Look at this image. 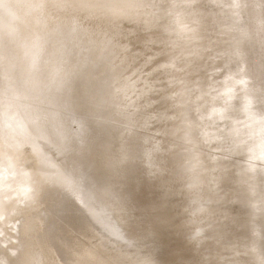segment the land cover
I'll return each instance as SVG.
<instances>
[{
    "label": "bare ground",
    "instance_id": "6f19581e",
    "mask_svg": "<svg viewBox=\"0 0 264 264\" xmlns=\"http://www.w3.org/2000/svg\"><path fill=\"white\" fill-rule=\"evenodd\" d=\"M263 101L264 0H0V264H264Z\"/></svg>",
    "mask_w": 264,
    "mask_h": 264
},
{
    "label": "rangeland",
    "instance_id": "374dc122",
    "mask_svg": "<svg viewBox=\"0 0 264 264\" xmlns=\"http://www.w3.org/2000/svg\"><path fill=\"white\" fill-rule=\"evenodd\" d=\"M97 10H99L98 8L97 9H93L91 6H90V8H88L87 10H86V12H81L82 13V15L83 16H85L84 17V20L87 22L88 21V25H90V26H94V22H97V19H96V17L97 16H99L97 13L99 12V11H97ZM124 13V19H125V21H126V23L127 24H131L132 25V23H135V19H136V16L134 15V14H132L131 12L130 13H128L127 11H125V12H123ZM86 14H89L88 16H86ZM107 16H109V15H107ZM110 17V21H107L106 22V24L104 25V29H106L107 27H109V30L107 29L106 30V32L108 33V31H113L114 32V34H112V32H111V34H112V38H114V39H116V45H115V47H112V48H114V51H115V53L113 54L112 52H111V54H108V56L107 57H109V61H111V63H113V65L115 66V67H113L112 69H113V75H116V74H118V78L120 79L123 75H125L126 74V77L129 75V72L127 71V70H124L123 72H121L120 74L117 72V67H118V65L116 64L118 61H120V60H124V61H126V62H128L129 63V61H130V58H131V54H130V47H131V44H135L136 45V49H137V47H138V43H136V41H137V39L139 40L140 38L139 37H142V35L140 34H138L137 36H136V39H134L135 41H133V40H131V38H132V36H130V34H132L131 32H128V31H131V28H127V33H125V34H123L122 36L120 35V34H117L115 31H114V29H113V26L115 27L116 25L114 24V22L112 23V21H113V17L111 18V16H109ZM139 20V18L137 17V21ZM113 25H112V24ZM111 24V25H110ZM108 25H110V26H108ZM127 27H131V26H128V25H126ZM163 34H165V33H163ZM88 35L90 36V39H91V41L93 40V42H100L99 44H96L97 45V49L98 50H95L96 52H95V54H96V60L99 62V60H98V57H99V54H101V52H100V47H101V45L102 44H105V43H102V42H106V41H109V37L106 35V33L104 32V33H102V34H100V40L99 41H97L96 39H94L93 37H92V35L91 34H89L88 33ZM145 38V37H144ZM148 39H150L149 40V45H150V47H151V43H154L155 44V42L157 41V42H159V40L160 41H163V40H165V39H163V38H160V37H158L157 38V35H156V38L154 37H151L150 38V36H148ZM158 39V40H157ZM162 39V40H161ZM167 39V38H166ZM152 40H154L153 42H152ZM117 41H118V43H117ZM132 41V42H131ZM167 41V40H166ZM115 42H114V44H115ZM113 44V43H112ZM106 45H107V47H106V49L107 48H109V49H111L112 50V48L111 47H109V43H106ZM135 45H134V48H133V50H135ZM149 45H148V47H149ZM141 46V45H140ZM143 46V45H142ZM115 48H117V49H115ZM128 49V50H127ZM154 49V48H153ZM177 51V50H176ZM179 51V50H178ZM167 57V56H166ZM119 58V59H118ZM158 58H160V59H162L160 56H158ZM117 59V60H116ZM142 58L140 57L138 60L140 61ZM109 61H107V63L106 64H104L103 66H102V62H101V64H100V66H99V68H103L102 69V71H101V73H104L105 72V66L108 64V62ZM167 61H169V62H172L173 64H175V71L177 72L176 74H178V76L177 75H175V73L172 75L173 77H171V75H165V78L168 76L169 78H170V80H171V82H173V85H171V84H169L168 83V80H167V83H168V85L171 87V89H169V90H171L170 92L171 93H169V94H174V95H178V94H183L184 93V91L185 90H180V89H184L187 85H189L188 83H189V77H187L188 76V74L186 73L187 72V69L185 68V67H181V68H178L177 69V67H178V65H177V63L179 62V60L177 59V60H173V59H169V60H167ZM261 64V63H260ZM263 66V65H262ZM260 67V66H259ZM109 68V67H108ZM108 68H106V69H108ZM110 70V69H109ZM183 71V72H182ZM224 74H222V73ZM224 72H226V70L225 71H222V70H218L217 72H215V73H213L212 75L211 74H209V75H207V76H205V79L206 80H208V82H212L211 83V85L212 84H215L217 81H219V80H221L222 79V81L225 79L226 81L225 82H227L228 80L227 79H229V83H231L232 85L234 84V81L235 80H232V78L233 77H229L228 78V76H226L227 75V72L226 73H224ZM186 75H185V74ZM217 74H219V76L217 75ZM112 75V76H113ZM181 75V76H180ZM222 76V78H221V76ZM153 77H155L156 75H152ZM152 77V78H153ZM175 77V78H174ZM186 77V78H185ZM177 78V79H176ZM217 78H219V79H217ZM224 78V79H223ZM172 79H174V80H176V81H173ZM230 79H231V81H230ZM178 80V81H177ZM217 80V81H216ZM233 82V83H232ZM166 83V82H165ZM160 84L163 88L165 87H168V85L167 84ZM165 85V86H164ZM175 86V87H174ZM190 86V85H189ZM188 86V90L190 89V87ZM170 87H168V88H170ZM173 88H175V89H173ZM169 90H168V92H169ZM180 90V91H179ZM174 91V92H173ZM176 91V92H175ZM180 92V93H177V92ZM191 92H190V95L191 96H194V95H197V92H196V90H190ZM196 93V94H195ZM172 94V95H173ZM173 97V96H172ZM172 99V98H171ZM215 99V100H214ZM216 99H218L217 98V96L215 97V98H213L211 101H213V102H216L217 100ZM155 101V100H154ZM172 100H170V102H171ZM19 102V101H18ZM18 102H16V103H18ZM148 102V101H147ZM152 101H149V105H153V106H150V108L153 110V112H155V110L154 109H156V108H154L157 104L154 102V104H156V105H154L153 104V102L151 103ZM157 102H159V101H157ZM264 102V101H263ZM20 103V102H19ZM73 103V102H72ZM142 103H145L144 101L142 102ZM149 105H147L148 106V109H147V107H141V108H138V109H140V111L142 110V112H145L144 110L146 109V111L148 112V114L150 115V111L152 112V110L151 109H149ZM173 105H175V104H173ZM12 108H14V107H16V106H11ZM60 107V106H59ZM154 108V109H153ZM60 109H62L61 107H60ZM64 109V108H63ZM133 109H135L134 107L133 108H131V109H129V111L131 110V112L133 111ZM176 109L177 108H172V109H170V111H172L173 113L174 112H176ZM150 110V111H149ZM175 110V111H174ZM65 111H67L68 112V109H65ZM73 111V110H72ZM138 111V110H137ZM180 110L179 109H177V112H179ZM65 113V115H71V112H68V113ZM152 112V113H153ZM156 112H157V109H156ZM171 112V113H172ZM174 113V114H171L170 115V117L167 119V120H162V123H164V125L166 124H169V121H172V122H174L173 120H175V119H177V120H179L180 119V117H181V111H180V114L179 113ZM137 113H141V112H137ZM69 115V116H70ZM73 115H74V113H73ZM73 115H72V117H73ZM75 116V115H74ZM171 116H174V117H172L171 118ZM175 116H178V118H176ZM171 118V119H170ZM174 118V119H173ZM173 119V120H172ZM160 124V123H159ZM163 125V124H162ZM165 125V126H166ZM218 127L220 126V125H217ZM216 126V128H215V125H212V127H213V129H216V130H220V132L222 131V129H220V127L218 128ZM175 127V126H174ZM178 126H176V128H177ZM178 129V128H177ZM177 129H175L176 131H177ZM183 134H181V135H178L180 138H182L183 136H182ZM164 140V139H163ZM162 140V143H165V145H168V144H166L167 143V139H165L164 141H166V142H164ZM222 141H224V142H222ZM221 142H220V146L222 147V152H224L223 154V156H221L220 157V159L217 161V163H218V165H219V167L218 168H216V169H219V171L221 170V169H223L224 168V166H227L228 164L230 165V161L231 160H233L234 159V157L235 156H233V155H235V153L233 152V148H234V146H233V144L235 143V142H233V143H229L228 141V144H227V142H225L226 140H222ZM176 143H174V140H173V145L171 144V147L173 148V146H177L178 147V142L177 141H175ZM226 144V145H224V146H226V148L223 146V144ZM230 144V145H229ZM233 147H232V146ZM234 145H236V144H234ZM175 146V147H176ZM174 147V148H175ZM229 147H231L232 149L230 150V148ZM172 148H170V149H172ZM179 148V147H178ZM175 149H177V148H175ZM180 149V148H179ZM178 149V150H179ZM229 149V150H228ZM181 150V149H180ZM184 150H186V148H184L183 149V152L185 153V154H187L188 153V151L186 150V151H184ZM182 151V150H181ZM172 152H174V151H172ZM175 152H180V151H175ZM232 152V153H231ZM231 154H232V156H231ZM192 157V154L190 155V157L188 156V158H190V160L192 161V160H194L195 158H191ZM228 161H227V160ZM221 160V161H220ZM225 160V161H224ZM187 163L188 162V160H184V163ZM229 162V163H228ZM249 162H252V161H249ZM248 162V163H249ZM191 163V162H190ZM253 163V162H252ZM257 163V162H256ZM224 166H223V165ZM249 164H251V163H249ZM255 164V163H254ZM221 165V166H220ZM228 165V166H229ZM255 165H258V164H255ZM227 166V167H228ZM230 167V166H229ZM232 169H233V167H230L229 169H226L225 170V175H224V177L226 178H228L229 179V176H233L232 175ZM229 170V171H228ZM228 171V172H227ZM232 171V172H231ZM230 172V173H229ZM168 174H169V172H167ZM176 173H178V171L176 172ZM168 174H166V175H168ZM230 174V175H229ZM170 175V174H169ZM229 175V176H228ZM223 176V175H222ZM251 179L249 180L253 185H255V184H257L258 182H260L261 183V179H260V176L259 175H251V177H250ZM227 181H228V183H227ZM230 181H232V177H231V180ZM239 183H242L241 181L239 182ZM238 183V185L240 186V184ZM225 186L226 187H224L223 188V190H222V194L224 195L223 196V198L225 197V195H226V197H227V199H231V193H232V195H235L236 196V200L238 199H240L242 196L241 195H239L238 196V193H237V191H241V189H240V187L237 185V183H236V187L235 188H233L234 187V185H233V183H231V182H229V180H227L226 179V181H225ZM243 184V183H242ZM231 185H233L232 186V188H231ZM227 186H228V188H227ZM238 186V187H237ZM256 188H257V186H255ZM231 188V190H229ZM225 189V190H224ZM233 189V190H232ZM237 191H236V190ZM228 190V191H227ZM235 190V191H234ZM228 193V194H227ZM235 193V194H234ZM238 196V197H237ZM225 197V198H226ZM229 197V198H228ZM224 198V199H225ZM241 205V204H240ZM235 206H236V204H235ZM198 230V228H196V230L195 231H197Z\"/></svg>",
    "mask_w": 264,
    "mask_h": 264
}]
</instances>
